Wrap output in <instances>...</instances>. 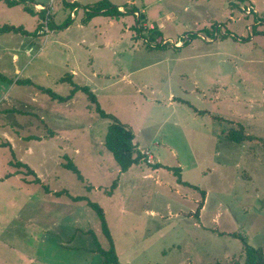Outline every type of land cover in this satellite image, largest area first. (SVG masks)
Instances as JSON below:
<instances>
[{
	"label": "rangeland",
	"instance_id": "374dc122",
	"mask_svg": "<svg viewBox=\"0 0 264 264\" xmlns=\"http://www.w3.org/2000/svg\"><path fill=\"white\" fill-rule=\"evenodd\" d=\"M98 1L0 3L26 30L0 33V264H102L90 200L123 264L264 250V0ZM101 111L146 159L121 170ZM241 127L255 138L229 139Z\"/></svg>",
	"mask_w": 264,
	"mask_h": 264
},
{
	"label": "trees",
	"instance_id": "16d2710c",
	"mask_svg": "<svg viewBox=\"0 0 264 264\" xmlns=\"http://www.w3.org/2000/svg\"><path fill=\"white\" fill-rule=\"evenodd\" d=\"M5 2L9 6H14V5L21 4L24 2L26 11L32 12L33 14H37V12L34 13L33 9H31L28 6L29 2L34 3L35 0H5ZM119 8L120 6H114L106 0H100L97 3H95V5L93 6V9H95V11L99 12L103 10L102 13L108 14V15L115 14V13L122 14V11H120ZM4 32H26V30H24L21 26L5 23V24L0 25V33H4ZM45 90L50 92L48 89H45ZM52 96L58 97V95L54 93H52ZM92 97L94 98V94H92ZM63 98L65 97H60V99H63ZM101 115L104 117H111V122L107 128V133L105 135V145L116 158L118 164L120 165L121 170H128L132 165L140 163L142 160L147 158L146 155L138 148V144L135 142V132L130 126L124 124L123 122H120L119 120L114 118L112 115L105 113L104 111H101ZM228 137L229 139L235 142H243L246 139L255 138L252 135L246 134L244 132L243 127H241L240 129H231L229 131ZM1 145L2 144H0V146ZM17 165L18 166L23 165V166L29 167L24 162H19ZM64 166L72 169L78 175L80 179H84L79 169L75 167L73 164L65 163ZM159 166L160 164H156V167H159ZM177 172H180L179 168ZM32 173H34L33 170H32ZM179 180L180 182H182L181 178ZM34 182L40 183V178L36 177ZM45 191L51 192V189L46 188ZM63 193L64 191L54 192V194H58V196ZM84 198L85 197L81 195L72 196V199H74L75 201L84 199ZM88 203L98 213L102 221L103 230L105 231V233L107 234V236L110 238L112 242V247L110 249H104L100 247L99 245L97 248H94L95 251H99L104 256V260L102 264H123L120 262L118 254L115 250V246L113 243V239L111 237V232L108 227L103 208L99 204L91 200L88 201ZM234 234L237 235V233H234ZM244 255H245L244 262L236 261V262H232L231 264H264V250L262 247H255L249 244L248 242H244ZM213 264H223V263L218 261Z\"/></svg>",
	"mask_w": 264,
	"mask_h": 264
},
{
	"label": "crops",
	"instance_id": "0c3cea01",
	"mask_svg": "<svg viewBox=\"0 0 264 264\" xmlns=\"http://www.w3.org/2000/svg\"><path fill=\"white\" fill-rule=\"evenodd\" d=\"M0 3H2L3 5L6 3L5 2V0H0ZM36 4L37 5H42L41 3H38V2H36ZM15 6V5H14ZM9 7V10H12V8H13V6H8ZM0 11H2V12H4V16L8 19V17H10V16H12L13 14L11 13L9 16H7V10L5 11V10H1V7H0ZM4 21V20H3ZM3 21H0V24H5V23H7V22H3ZM7 21V20H6ZM11 22V21H10ZM9 24H13L12 22L11 23H9ZM8 171H11V173L5 178V179H7V178H11L12 176H14L15 177V179L14 180H17L18 182H19V185H21V186H23V181L21 180V178H20V175L18 174V173H16V171L15 170H8ZM28 183H34V182H32V181H29ZM48 194H51V193H53V192H47ZM72 199V198H71ZM74 202H75V200L74 199H72ZM3 226H0V228H2ZM102 263H103V261H102Z\"/></svg>",
	"mask_w": 264,
	"mask_h": 264
},
{
	"label": "built area",
	"instance_id": "2783aa9c",
	"mask_svg": "<svg viewBox=\"0 0 264 264\" xmlns=\"http://www.w3.org/2000/svg\"><path fill=\"white\" fill-rule=\"evenodd\" d=\"M152 156H150V158H151Z\"/></svg>",
	"mask_w": 264,
	"mask_h": 264
}]
</instances>
